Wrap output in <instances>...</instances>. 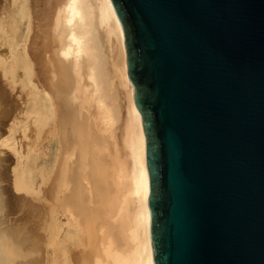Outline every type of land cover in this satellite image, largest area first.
<instances>
[{
    "label": "water",
    "instance_id": "obj_1",
    "mask_svg": "<svg viewBox=\"0 0 264 264\" xmlns=\"http://www.w3.org/2000/svg\"><path fill=\"white\" fill-rule=\"evenodd\" d=\"M142 116L153 264H264V0H110Z\"/></svg>",
    "mask_w": 264,
    "mask_h": 264
},
{
    "label": "bare ground",
    "instance_id": "obj_2",
    "mask_svg": "<svg viewBox=\"0 0 264 264\" xmlns=\"http://www.w3.org/2000/svg\"><path fill=\"white\" fill-rule=\"evenodd\" d=\"M24 3L40 27L33 58L43 88L31 114L43 137L46 260L71 248L77 264H153L145 134L112 3ZM8 252L0 247V264L12 263Z\"/></svg>",
    "mask_w": 264,
    "mask_h": 264
},
{
    "label": "rangeland",
    "instance_id": "obj_3",
    "mask_svg": "<svg viewBox=\"0 0 264 264\" xmlns=\"http://www.w3.org/2000/svg\"><path fill=\"white\" fill-rule=\"evenodd\" d=\"M38 30L24 0H0V247L12 254L10 264H49L55 259L46 260L41 242L45 183L38 170L43 137L37 114H31L40 105L43 88L36 70L41 60L33 58ZM69 250L73 252L66 249L54 263L77 264V253Z\"/></svg>",
    "mask_w": 264,
    "mask_h": 264
}]
</instances>
